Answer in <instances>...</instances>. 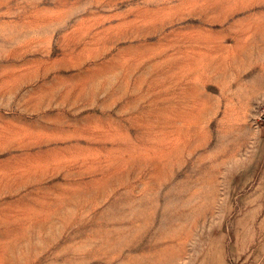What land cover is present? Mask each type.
Segmentation results:
<instances>
[{
	"label": "rangeland",
	"instance_id": "obj_1",
	"mask_svg": "<svg viewBox=\"0 0 264 264\" xmlns=\"http://www.w3.org/2000/svg\"><path fill=\"white\" fill-rule=\"evenodd\" d=\"M0 264H264V0H0Z\"/></svg>",
	"mask_w": 264,
	"mask_h": 264
}]
</instances>
